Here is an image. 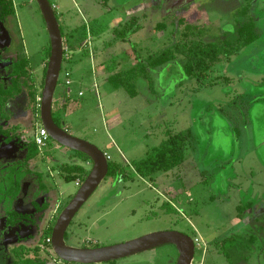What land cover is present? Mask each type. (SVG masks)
<instances>
[{"label": "rangeland", "instance_id": "obj_1", "mask_svg": "<svg viewBox=\"0 0 264 264\" xmlns=\"http://www.w3.org/2000/svg\"><path fill=\"white\" fill-rule=\"evenodd\" d=\"M61 4L55 12L73 46L72 61L63 65L73 82L71 104L60 113L61 119L68 133L97 146L129 175L101 183L73 219L68 244L81 247V241L94 240L113 246L178 231L199 240L193 264H229L216 243L233 234H256L257 243L242 251L250 256L246 264H264V0H61ZM14 7L7 33L0 38V51L9 47L1 63L11 70L15 58L26 56L41 91L50 45L46 24L35 0H14ZM134 17L141 30L115 43L114 30L122 31ZM181 20L198 26L201 40L215 44L236 42L237 27L253 20L259 38L230 60L222 57L200 81L184 75L180 56L152 71V89L140 78L135 98L106 82L99 65L107 69L113 59L116 71H121L136 64L138 57L144 60L174 47L184 30ZM160 23L166 27L155 30ZM86 42L90 51L99 50L98 58L92 54L90 59L84 52L81 45ZM0 74L9 77L7 70ZM62 89L65 94L66 86ZM27 105L23 94L8 106L14 116L7 127L29 130L23 142L31 141L33 125L39 122ZM225 112L231 120L224 118ZM187 130L191 151L183 165L146 179L134 171L132 163L165 141L168 132ZM13 146L16 150L21 144ZM41 153L45 162L37 167L52 190L50 205L65 204L80 187L66 180L60 166L82 162L52 139ZM86 169L90 172L92 166ZM248 202L254 204V214L238 220L237 207ZM178 256L174 246L164 245L103 264H176Z\"/></svg>", "mask_w": 264, "mask_h": 264}, {"label": "trees", "instance_id": "obj_2", "mask_svg": "<svg viewBox=\"0 0 264 264\" xmlns=\"http://www.w3.org/2000/svg\"><path fill=\"white\" fill-rule=\"evenodd\" d=\"M14 15L15 7L13 0H0V20L6 21V19ZM135 20L136 17L131 18L125 25V29L122 31L114 30V33L116 34L114 39L115 43L119 40L125 41L127 39V34H131L133 36L139 32L141 26H139L138 23H134ZM130 22H132V24H129ZM180 25L184 27L180 42L172 48H168L160 53L149 55L144 60H142L141 57H138L136 59V64L128 69L124 68L121 71H116V66L113 64L114 60L111 59L110 61L112 62L107 67V71L110 76H108L106 81L114 89L122 88L130 95V97L135 98L139 94L136 82L140 78L147 80L149 88L152 89V71L174 62L180 56L184 57V61L182 62L184 75L189 79L200 81L208 78L209 73L220 62L222 57H226L230 60L231 57L237 54L242 48L254 43L259 38V34L256 30V24L253 20L237 27L236 42L225 41L220 44L209 43L201 40L203 32L198 26L186 24L184 20L180 21ZM165 27V24L160 23L157 25L155 30H161ZM60 29L62 36L64 37L61 24ZM50 51L51 47L49 45V48L47 49V65L50 57ZM47 65L44 70L41 90L44 87ZM32 70L33 69L30 65L29 59L26 56H19L12 62V71L10 73L9 83L5 86L3 84L0 85V118L4 119L3 122L0 123V134L6 137L7 142H12L16 139L21 141V138L29 132V130L23 129L17 133L16 129H19L18 126H13L11 128L6 127L11 120L7 105L22 94H26L28 99V108L38 114L39 123H41L40 99L42 97V92L39 91L35 84ZM225 80L229 79L225 78ZM54 106L55 102L53 103V108ZM55 115L56 114L53 110V118L56 124L62 127L60 117ZM33 128L35 127L33 126ZM12 132H14V135ZM190 138V130L181 131L176 134L168 132L167 139L165 141H163L159 146L151 149L144 158L132 163L134 171L140 177L146 179L152 178L160 172L168 173L183 165L190 156ZM24 148L26 149V155L23 161L9 164L6 167H4L5 165L0 166V206L5 204L7 208L11 207L13 202L21 193L22 183L24 181L31 182L32 187L30 191H32V189H36L39 194L46 193L48 191L44 182V175L42 173L32 171L29 168L32 161L41 158V151L39 147L35 142H25ZM75 156L81 158L84 162H91V159L82 153L75 152ZM108 164L109 173L106 178H129V175L124 171V168L120 164L114 163L110 160L108 161ZM60 171L65 173L67 181L80 180L82 183L90 173L86 167L77 164H63L60 166ZM66 206L67 204L65 207ZM47 207L48 205H46L44 209ZM237 209L238 220H243L248 213L254 214V204L252 202H248L245 206H238ZM51 233L52 230L47 232L45 235L46 239L51 238ZM257 239L258 237L256 234H250L249 236L247 234H233L221 242H217L216 247L226 257L229 264H246L247 260H250V256L249 254L244 255V251L242 250L252 248L253 245L257 243ZM94 247H100V244ZM263 251L264 247L261 248V252Z\"/></svg>", "mask_w": 264, "mask_h": 264}, {"label": "water", "instance_id": "obj_3", "mask_svg": "<svg viewBox=\"0 0 264 264\" xmlns=\"http://www.w3.org/2000/svg\"><path fill=\"white\" fill-rule=\"evenodd\" d=\"M35 1L45 21L51 47L40 99L41 125L47 131L50 139L68 150L88 156L92 162L90 173L81 184L78 192L61 212L53 228L51 244L54 253L65 262L103 264L132 257L164 245H172L177 249L179 255L176 264H193L196 252L194 240L178 231L156 232L122 244L97 248H79L66 244L65 234L71 222L106 179L109 173V159L106 153L97 146L71 135L67 130L57 125L53 118L54 97L64 59V39L51 2L49 0Z\"/></svg>", "mask_w": 264, "mask_h": 264}, {"label": "flooded vegetation", "instance_id": "obj_4", "mask_svg": "<svg viewBox=\"0 0 264 264\" xmlns=\"http://www.w3.org/2000/svg\"><path fill=\"white\" fill-rule=\"evenodd\" d=\"M8 19H6V21L0 20V38L2 35L5 36L7 33ZM63 39H64V43H63L64 45L63 65H64V63L70 62L73 59L72 57L73 46L72 44H70L71 34H69L67 37L64 36ZM88 45L89 44L87 42L81 45V48L84 50V52L89 50ZM5 47H6L5 50L0 51V73H2L4 70L5 71L7 70L8 75H9L8 78H5V77H2L0 74V85L3 84L4 86L9 83L10 73L12 71V64H11V70H10V68L6 69L3 66V63H1V61H3L6 55H8L9 53V47L6 45ZM93 52H94L93 50L88 51L90 59H93L92 58ZM17 58H15L14 60H16ZM46 65L47 63L44 66V70H45ZM63 65H62V69H63ZM61 74H62V71H61ZM33 75H34L35 84H36V77H35L34 71H33ZM58 86L63 87L65 85L63 81L61 82L59 81L57 87ZM67 88L68 87H66L65 97L69 95V88L68 89ZM15 100L11 101L10 103L14 102ZM54 102H55V106L53 110H57L56 106L59 105L61 110L63 111V108L65 107L64 105L65 102L60 101V90L58 91V94L56 95V97H54ZM10 103H8L7 109ZM8 111L12 119L14 114L9 109ZM230 117L231 116L229 112L224 113V118L231 120ZM3 120H4L3 118H0V121H1L0 123H2ZM33 126L36 128V131L42 127L41 123L39 122L37 123L35 122ZM7 128H11V127H7ZM21 130L16 129V132L18 133ZM12 134L14 135V132H12ZM34 134L32 135L31 141H28V142H33ZM25 136L26 134L21 138V141L19 139H16L12 142H7L6 137L0 134V141H1L0 142V166L5 165L4 167H6L9 164L23 161L26 155V149L24 148L25 142H23V139L25 138ZM14 143L19 144V145L21 144V146L18 147V149L14 150L13 149ZM34 162L37 163L35 165L36 167L38 166L39 163L45 162L44 158L42 157V153H41L40 159L34 160L30 163L29 168L32 171H36L32 169ZM39 173H42V172L39 171ZM31 187H32L31 182L24 181L22 183L21 193L16 198V200L13 202L11 207L7 208L5 204L0 206V264H53V263L54 264H76V263L65 262L64 260L59 258L54 253V250L51 244V238L46 239L45 237L48 231L50 230L53 231V228L58 220V217L60 216L61 212L64 210L65 205L66 204L68 205L70 201H68L65 204H62L61 202H57L56 206L52 208V205H50V197L53 196L51 188L49 189L47 187L48 191L46 193L39 194L37 193L36 189L35 190L32 189V191H30ZM46 205H48V207L44 209ZM51 236H52V233H51ZM70 237L71 235L68 234V230H67L65 234V241L67 245H69L67 240L70 239ZM195 239L196 237L193 239L194 243H195ZM81 244L82 246L79 248H97L94 246L98 245L99 243L94 240H83L81 241ZM100 247H103V246H100ZM196 247H198V245H196ZM49 248H52V252L54 253V256H51L49 254L48 252L50 251Z\"/></svg>", "mask_w": 264, "mask_h": 264}, {"label": "crops", "instance_id": "obj_5", "mask_svg": "<svg viewBox=\"0 0 264 264\" xmlns=\"http://www.w3.org/2000/svg\"><path fill=\"white\" fill-rule=\"evenodd\" d=\"M31 1V0H30ZM53 6H56L57 7V9L59 10L60 8L59 7H63V4H61V0H56V2L53 4ZM66 24V23H65ZM69 35V34H68ZM67 35V36H68ZM93 54H94V58H98V56H100L101 55V53L99 52V50H94L93 49ZM131 64V63H130ZM105 67L106 66H102V65H99V70L101 69V74H104L105 75V80L107 79V73H106V71H107V69H105ZM116 67H117V65H116ZM105 71V73L103 72V70ZM121 70H122V68H121ZM107 82V81H106ZM72 84H73V82L71 81V85L70 86H72ZM70 86L68 87L69 88V94H71L72 95V90H71V88H70ZM63 87H61V89H60V101H62V102H65V107L63 108V111H65V110H67L68 109V105L69 104H71L70 103V101H69V98H70V95H68L67 97H65V95L66 94H64V90L62 89ZM67 88V89H68ZM80 93H82L83 95L82 96H84V93L82 92V91H80L79 92V96H80ZM81 96V97H82ZM57 107V110H54V112H55V114L56 115H58L59 117H60V119H61V116H60V113H61V108H60V106L59 105H57L56 106ZM113 113V115H118V112L117 111H114V112H112ZM61 123H62V127L64 128L65 127V125H66V123L64 122V119H63V117H62V119H61ZM67 129V127H65V130ZM68 130V129H67ZM78 159H80V161L82 162L81 163V165H83L84 167H91L92 166V163H90L89 161H87V162H84V160H82L81 158H79L78 157ZM37 163L36 162H34V165L32 166V169L33 168H35ZM37 169H36V171H38V167H36ZM42 172V171H41ZM203 176H207V171H203V173H202V177ZM204 177V178H205Z\"/></svg>", "mask_w": 264, "mask_h": 264}, {"label": "built area", "instance_id": "obj_6", "mask_svg": "<svg viewBox=\"0 0 264 264\" xmlns=\"http://www.w3.org/2000/svg\"><path fill=\"white\" fill-rule=\"evenodd\" d=\"M14 2V0H13ZM54 10H56V7L53 6ZM63 75V83L66 87H69L71 85V73L68 70H64V72H62ZM83 94L80 93V96H82ZM50 140V137L47 133V131L41 127L39 128L34 136H33V142L36 143V145L39 147V149L42 151L43 148H45L48 144V141ZM107 155V154H106ZM108 159H110V157L107 155ZM82 184V182L80 180L76 181V185L78 187H80ZM195 245H199V240L195 239Z\"/></svg>", "mask_w": 264, "mask_h": 264}]
</instances>
